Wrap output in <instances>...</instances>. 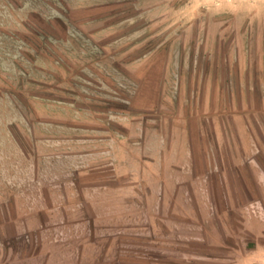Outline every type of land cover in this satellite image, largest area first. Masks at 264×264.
Segmentation results:
<instances>
[{"label": "rangeland", "instance_id": "rangeland-1", "mask_svg": "<svg viewBox=\"0 0 264 264\" xmlns=\"http://www.w3.org/2000/svg\"><path fill=\"white\" fill-rule=\"evenodd\" d=\"M25 2L27 15H0V264H75L71 249L17 236L23 203H36L19 152L31 151L30 132L43 135L37 119L70 116L48 104L75 100L71 94H76L77 103L102 107L100 93L116 73L125 87L134 83V91L136 82L127 76L138 74L140 86L143 74L160 76L157 108L140 114V120L187 126L193 157L187 184L195 199H207L202 190L215 182L214 173L198 178L207 168L251 157L264 173V0ZM219 210L225 234L221 248L211 252L189 241L184 246L189 255H160L159 246L168 247L169 241L125 237L115 246L123 243L146 254L121 257L118 264H264V255L254 251L264 247V235L251 241L239 228L237 209L233 223ZM38 251L53 255L36 258ZM115 259L108 255L95 264H115Z\"/></svg>", "mask_w": 264, "mask_h": 264}, {"label": "crops", "instance_id": "crops-1", "mask_svg": "<svg viewBox=\"0 0 264 264\" xmlns=\"http://www.w3.org/2000/svg\"><path fill=\"white\" fill-rule=\"evenodd\" d=\"M25 1L0 0V15L12 11L27 15ZM155 75L143 74L142 86L138 74L127 76L136 82L134 91V83L125 87L122 75L116 73L108 78L107 91L100 93L105 97L102 107L77 103L76 94H71L75 100L43 105L70 116L65 121L50 114L51 118L37 119L35 127L43 135L30 132L31 151L20 149V159L27 165L25 181L34 187L36 203H23L17 236L71 249L75 264H95L108 255L116 256L118 264L121 257L140 259L146 254L131 246L126 249L123 243L116 247L125 237L157 244L169 241L170 246H159L160 255H189L184 252L189 241L211 252L221 248L225 234L219 207L228 223L239 217V228L251 241L264 235V173L251 157L196 175L202 181L209 173L216 175L214 184L202 190L207 199L200 202L187 184L193 158L187 126H166L161 118L140 120L143 113L157 108L156 83L161 78ZM166 248L171 249L164 252ZM254 251L264 255V247ZM51 254L38 251L36 258Z\"/></svg>", "mask_w": 264, "mask_h": 264}]
</instances>
